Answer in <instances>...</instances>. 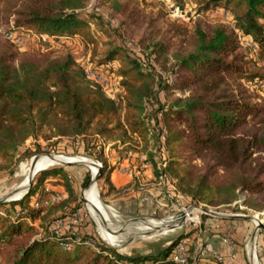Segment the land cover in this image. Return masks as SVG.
Segmentation results:
<instances>
[{
  "label": "trees",
  "instance_id": "obj_1",
  "mask_svg": "<svg viewBox=\"0 0 264 264\" xmlns=\"http://www.w3.org/2000/svg\"><path fill=\"white\" fill-rule=\"evenodd\" d=\"M86 2L0 0V27H11L9 32L29 28L52 41L80 40L92 47L95 57L100 44L91 21L98 15L84 13ZM216 5L232 14L233 26L218 23L206 27L199 18L189 31L165 19L164 14L148 21L151 33L143 42L150 44L157 61L172 53L161 63L168 79L146 69L137 56L122 47L109 48L105 58L93 61L96 69L120 78L123 96L116 99L87 79L85 68L71 50L19 52L8 38L9 44L0 43V171L15 163L20 147L43 126L54 127L59 138L98 135L125 141L137 135L146 141L153 118L160 140L162 127L166 128L161 146L168 153L163 170L153 162L155 178L160 173L171 177L176 190L196 206L229 208L246 193L245 206L251 208L249 199L264 197V107L242 82L264 81V68L252 67L254 62L238 33L251 37L264 63V0H207L205 10ZM99 6L122 17L125 26L138 17L133 0H101ZM160 20L166 30L157 27ZM176 88L183 97H172ZM162 90L168 93L166 99L160 96ZM74 167L41 171L38 184L33 183L22 200L7 206L0 203V264H177L171 258L175 244L131 255L80 230H65L57 238H37L38 231L27 220L38 219L43 208L32 207L31 200L39 197L38 205H42L48 197L45 189L39 195L37 185L59 178V185L72 196L67 179ZM89 180L87 172L82 185ZM107 183L109 193L129 196L113 204L121 212L155 216L162 209L155 191L139 193L136 180L119 188L110 177ZM129 189L133 192L126 193ZM142 195L145 198L139 203ZM16 207L20 211H15ZM256 207L264 209V205ZM77 237L82 238V244L75 243ZM89 240L98 251L89 248ZM187 264L201 262L189 255Z\"/></svg>",
  "mask_w": 264,
  "mask_h": 264
},
{
  "label": "rangeland",
  "instance_id": "obj_2",
  "mask_svg": "<svg viewBox=\"0 0 264 264\" xmlns=\"http://www.w3.org/2000/svg\"><path fill=\"white\" fill-rule=\"evenodd\" d=\"M100 2L101 0H87L86 8L84 10V13L98 15L95 20L91 21L92 30L100 44V48L96 52L95 57H93L92 47L86 46L80 40H74L71 38L66 40L62 38L59 41H52L48 36L37 34L35 30L29 28L17 31L23 34L26 37V40L19 49H16L19 52H30L32 50L45 51L48 49H52L54 52H62L68 49L75 54L77 62L81 66L84 68L88 66L96 68V64L93 63V61L98 62L105 58L104 54L106 50L109 48L122 47L127 49L132 55L137 56L139 60L146 65V69H154L157 72H160L164 78L168 79L169 74L163 70L161 63L165 64L166 58L169 59L172 53L170 52L167 55H164L159 58V61H157L156 55L152 53L153 49L150 48V44L148 42H143V39L148 38L151 33V29H149L148 25L150 19H159L160 15L164 14L165 19L177 22L178 24L185 26L189 31L193 30V26L199 18L203 20L206 27H214L218 23L229 26H233L234 24L232 14L228 10H225L221 5H216V7L205 10L207 0H133V5L136 7L138 17L135 18L132 25L125 26L123 25L124 19L122 17L111 12L106 7L99 6ZM210 13L214 15L213 18L208 16ZM157 27L163 30L167 29L163 20L157 22ZM9 29L0 27V43L9 44V41H7ZM238 34L240 43L248 58L254 62L252 67L257 66L258 68H264V63L259 60L257 47L253 44L251 37L243 36L240 33ZM129 43H132L133 46H129ZM169 63L171 64V60ZM169 65L168 63L166 64V69L169 68ZM262 72H264V69H262ZM118 81L119 85L117 81L114 79L112 80V88L114 92L112 95L116 98L123 96L120 78ZM242 84L248 88L249 92L254 96V100L264 107V81L255 80L253 83L243 81ZM115 91L117 93H115ZM171 92L174 94L172 96L174 98L184 96L178 88ZM167 94V91L164 90L160 92V96L164 99H166ZM146 107L148 112L151 113V106L147 104ZM158 118L162 120L163 114L159 113ZM148 127L149 134L146 141L137 135H130L129 139L123 141L119 140L117 137H104L98 135L59 138L55 137L54 127L52 128L47 125L43 126L41 129L37 130L34 137L29 138L25 144L20 147L15 163L10 168L0 171V199H7V201L2 204L7 206L8 204L15 202H8L13 196L10 198L8 197L17 190L19 184L23 181L24 177L21 172L22 169L29 167L34 158L41 156L83 157L94 160L102 167V174L96 185L98 186L103 203L116 212L115 214L121 225L138 219L141 216L155 218V220L158 221L166 220L180 212H189L190 218L183 226L168 232L157 234V236L154 235L150 238L137 237V235L129 229L130 226L126 227V229L123 228V230H119V235H127V241L129 243H125L123 246L115 248L122 251H128L131 255L147 254L152 251L162 250L173 244L176 245L179 239L186 238L190 245L189 255L194 258L196 255L195 252L198 249L200 251L203 246L202 240L200 241L202 237L200 229L203 228L204 230L205 227L209 226V223H212V221L217 220L218 224H224L223 220H227L215 218L204 213L201 209L226 216H253L259 218L260 221L264 223V209L258 210L256 207L258 205H264V197H256L255 201L249 199V203L252 204L250 205L251 208L245 206V202L248 200V195L246 193H242L240 200L229 208H206L204 206L193 205L188 196L178 192L175 185L176 181L171 177L164 176L160 173L159 177L155 178L152 171L153 162L158 163V168L163 170V168L166 167L164 162L168 158V153L165 147L161 146V142L165 140L166 128L162 127V138L160 140V129L158 128L159 126L155 119L152 118L150 120ZM146 163L149 164V168L145 166ZM74 166L75 167L71 169L72 171L67 179V182L73 191L72 196L66 192L65 187L59 185L62 184L61 181H58L60 180L59 178H49L45 183L37 185L39 195H41L40 190H49L47 191L48 197L44 200L42 205H38L37 200L39 197H34L31 200L32 207L43 208V212L38 219L27 220V223L34 226L38 231L37 238L39 239L49 237L57 238L58 236L55 233L57 222H61L63 226V229L59 231L62 235L65 230H67L64 229L65 226L66 228L71 227V224H68L70 220H73L76 217H81V225L71 228V232L74 230L91 232L96 234L97 237L103 241L97 230V225L86 206V202L83 201V193L91 184L93 169H89L85 165ZM120 167L131 168L133 171V175L131 176L132 181L136 180L138 184L140 181L142 186L139 185V188L141 190L155 191L159 202L162 204V209L159 210L155 216H150L149 214H127L117 210L113 206V204L127 198V196L116 197L115 194L109 193L110 186L107 183V180L109 177L111 178V174L114 171L121 173L119 171ZM59 168H64V166L55 165L47 170H56ZM87 172H89L90 180L84 187L82 183ZM146 172L151 174V178H148ZM40 174L41 171L36 174L33 183L38 184ZM55 192L61 194V198L49 202L48 199L51 197L52 193L54 194ZM128 192L132 193L133 191L132 189H129L126 193ZM26 195L27 194L24 193L20 199L16 201L22 200ZM14 197L16 198V196ZM66 201L67 203H65ZM81 202L82 205L80 204ZM7 208L9 210V207H5V209ZM14 210L20 211V207H16ZM250 224L251 230L248 234L247 241L249 250L248 254H250L249 241L256 228L255 222L251 221ZM193 235H195L194 238H192ZM88 243H90V246L93 244L90 240ZM89 248L98 251L94 246ZM255 254H264V228L258 233ZM258 259L259 258L257 257V263L261 264ZM249 262L250 264H254L251 254L249 255Z\"/></svg>",
  "mask_w": 264,
  "mask_h": 264
},
{
  "label": "bare ground",
  "instance_id": "obj_3",
  "mask_svg": "<svg viewBox=\"0 0 264 264\" xmlns=\"http://www.w3.org/2000/svg\"><path fill=\"white\" fill-rule=\"evenodd\" d=\"M68 162H81L88 164L90 166L89 168L93 169L92 177L96 176V174L98 173L97 168L99 167V165L94 160L88 158L60 156H54L53 158H51L49 156H41L36 164L34 174L32 171V164L27 168L22 167L23 169L21 172L24 179L19 184V187L17 189L21 191L27 189L32 175H34L35 177L36 174H38L40 171H45L55 165H62V163ZM24 193L25 192L18 193L15 200H19ZM83 197L85 199L86 206L97 225V230L101 235L102 240L112 247L123 246L126 243L128 237L127 235H119L118 233L119 230H123L124 227L118 221L117 215L115 214L116 212H114L111 207L103 203L96 183H93L85 190V192L83 193ZM189 218V212H186L184 217L172 218L165 221L150 220L146 222H138L130 225L129 229L132 230L135 235H137V237L140 236L150 238L154 235L157 236V234L168 232L183 226ZM255 253L256 252H254V250L252 249L251 254H253L254 264H258L256 260L257 256L255 257Z\"/></svg>",
  "mask_w": 264,
  "mask_h": 264
},
{
  "label": "built area",
  "instance_id": "obj_4",
  "mask_svg": "<svg viewBox=\"0 0 264 264\" xmlns=\"http://www.w3.org/2000/svg\"><path fill=\"white\" fill-rule=\"evenodd\" d=\"M208 16L210 18L214 17V15L212 13H210ZM7 38L12 43L17 45L18 47L22 46L26 40V37L23 34L17 32V31H13V30L8 33ZM129 46H133V44L129 43ZM85 73H86L87 79L89 81H91L93 84L100 86L109 98L116 99V97H114L112 95V94H114L113 88H112V80L114 79L115 81H117V83L119 85V81H118L119 78L118 77L108 76V75L104 74V72L101 68L96 69L93 66L85 67ZM115 93H117V92L115 91ZM145 166L147 168H149L148 163H146ZM119 171L121 173H124V174L130 176V177L133 175V171L129 167H127V168L120 167ZM61 196L62 195L59 193H56V192L54 194L52 193V195L48 199V201L52 202V201L59 200L61 198ZM81 223H82V218L76 217L73 220L69 221L68 224L69 225L71 224V227L66 228V226H65L64 229L70 230L71 228H74V227L80 225ZM56 225L57 226L55 227V233L57 234L58 237H60L61 234L59 233V231L63 229V226H62L61 222H57ZM215 230L221 236L223 246L226 250V255H223L222 253L218 252L213 247V245L211 243H206L202 246V248L198 252V254H199L198 258L201 260H204V264H233L237 260V253H236L237 245H236V242L234 239L233 232L231 230L227 229L221 223L217 224L215 226ZM88 242L89 241H86V244L89 245L90 243H88ZM75 243L76 244H82L83 243L82 238L77 237L75 239ZM64 246L70 248L69 245L67 246L64 244ZM189 252H190V245H189L188 239L181 238V239H179V241L175 245L171 258L177 264H187L188 259H189Z\"/></svg>",
  "mask_w": 264,
  "mask_h": 264
},
{
  "label": "crops",
  "instance_id": "obj_5",
  "mask_svg": "<svg viewBox=\"0 0 264 264\" xmlns=\"http://www.w3.org/2000/svg\"><path fill=\"white\" fill-rule=\"evenodd\" d=\"M146 175L148 176V178H151V174L146 172ZM111 181L112 184L116 187H122V186H126L127 184H129L130 182H132V177L130 176H126L124 174H121L119 172L114 171L111 174ZM139 185H141L140 181H139ZM47 191H49L48 189H46ZM52 191V190H51ZM138 192H149V191H144L141 190L140 188L138 189ZM145 194V193H144ZM151 194V193H150ZM152 195V194H151ZM140 196V195H139ZM129 197V196H128ZM127 197V198H128ZM144 195H142L139 198V203L142 202V199L144 200ZM123 200H126L123 199ZM156 200V199H155ZM157 202V201H155ZM224 221V226L231 230L233 232L234 235V239L236 242V253H237V260L236 262H234L233 264H250L249 262V255L248 254L249 250H248V234L251 230V221H246V220H237V219H227V220H223ZM218 224V221H212V223H209L208 227H205V229L203 230V228L200 229V232H202V237L200 239V241L202 240L203 245L206 243H211L213 245V247L220 253H222L223 255H226V250L223 246L222 240H221V236L220 234H218L214 228L215 225ZM196 235V234H195ZM195 235L192 236V238L195 237ZM199 249L195 252V257L194 258H198L199 254ZM258 257L260 260L259 262H261V264H264V254H257L255 255V257ZM256 257V258H257ZM199 259V258H198ZM201 263H204V260L200 259Z\"/></svg>",
  "mask_w": 264,
  "mask_h": 264
},
{
  "label": "water",
  "instance_id": "obj_6",
  "mask_svg": "<svg viewBox=\"0 0 264 264\" xmlns=\"http://www.w3.org/2000/svg\"><path fill=\"white\" fill-rule=\"evenodd\" d=\"M49 157L53 158L54 156H49ZM39 158H40V157H36V158H34L33 161H32V171H33V174H34L35 167H36V164H37ZM73 165H85V166L88 167V168L90 167L88 164H86V163H81V162H74V163H72V162H68V163H62L61 166L66 167V166H73ZM89 169H90V168H89ZM97 169H98V173L96 174V176L92 177L90 186H91L93 183H97L98 179L101 177V174H102V167L99 166ZM33 180H34V175H32V177H31V179H30V182H29V186H28V188L25 189L24 191H21V190H18V189L15 190L12 194L9 195L8 198H10L11 196H13V197L10 198V199L8 200V202H9V201H10V202H12V201H16L14 196H16V195H17L18 193H20V192H25L26 194H28L29 191H30V189H31V187H32V185H33ZM6 201H7V199H0V203L6 202ZM83 201H85L84 197H83ZM201 210H203L204 213L209 214V215H211V216H213V217H215V218H218V219H237V220H246V221H252V222H255V223H256V228H255V230H254V232H253V234H252V237H251V239H250V241H249V245H250L249 247H250V254H251V250H252V249L256 252V241H257V236H258V233L260 232V230H261L262 228H264V223L261 222L259 218H257V217H253V216H243V215L226 216V215H221V214H218V213H215V212H211V211H208V210H204V209H201ZM184 216H185V213H184V212H180V213H178V214H175V215L171 216V217L168 218V219L177 218V217H184ZM168 219H166V220H168ZM147 220H155V218H146V217H144V216H141V217L138 218V219H135V220H133V221H131V222H128V223L124 224L123 227L126 229V226H130V225H133V224L138 223V222H146ZM158 221H165V220H158ZM148 236H150V235H148ZM126 243H129V242L127 241ZM113 248H115V247H113ZM251 255H252V260H253V254H251ZM255 255H256V254H255ZM251 264H252V263H251Z\"/></svg>",
  "mask_w": 264,
  "mask_h": 264
}]
</instances>
